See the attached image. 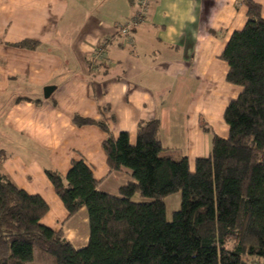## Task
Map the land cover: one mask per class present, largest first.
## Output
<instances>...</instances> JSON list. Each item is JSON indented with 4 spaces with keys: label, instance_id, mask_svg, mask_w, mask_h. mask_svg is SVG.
<instances>
[{
    "label": "crops",
    "instance_id": "0c3cea01",
    "mask_svg": "<svg viewBox=\"0 0 264 264\" xmlns=\"http://www.w3.org/2000/svg\"><path fill=\"white\" fill-rule=\"evenodd\" d=\"M254 1L264 18V0ZM138 7V0H0V172L46 202L41 223L61 229L75 248L88 241L87 211L68 216L44 170L64 176L83 159L97 189L112 195L135 180L128 168H109L106 133L75 125L73 115L105 117L131 144L137 124L157 118L165 153L187 157L193 169L210 154L213 134L227 137L223 112L241 91L226 80L220 53L246 20L242 0H149L130 42L118 26ZM25 39L37 47L15 45ZM99 48L102 64L93 61ZM46 86L53 90L44 97Z\"/></svg>",
    "mask_w": 264,
    "mask_h": 264
},
{
    "label": "trees",
    "instance_id": "16d2710c",
    "mask_svg": "<svg viewBox=\"0 0 264 264\" xmlns=\"http://www.w3.org/2000/svg\"><path fill=\"white\" fill-rule=\"evenodd\" d=\"M242 2L246 20L220 53L226 80L241 87L223 112L227 137L213 134L210 154L190 169L187 157L165 153L157 118L140 121L131 144L126 131H109L105 117L73 115L75 125L106 133L109 168L130 169L135 182L117 195L101 192L83 159L64 176L44 170L68 216L87 211L88 241L75 248L61 229L41 223L46 202L0 172V264H264V18L259 3ZM175 193L180 201L168 219L166 198Z\"/></svg>",
    "mask_w": 264,
    "mask_h": 264
},
{
    "label": "built area",
    "instance_id": "2783aa9c",
    "mask_svg": "<svg viewBox=\"0 0 264 264\" xmlns=\"http://www.w3.org/2000/svg\"><path fill=\"white\" fill-rule=\"evenodd\" d=\"M148 1L149 0H138L139 7H138L137 13L134 16L130 17L127 21H125L124 23L118 26V31L126 35L129 38L130 42H132L131 31L134 28V26L142 19V16L144 14ZM103 60H105V53L103 49L99 48L95 52L93 61L95 63L96 62L99 63L100 61H103Z\"/></svg>",
    "mask_w": 264,
    "mask_h": 264
},
{
    "label": "rangeland",
    "instance_id": "374dc122",
    "mask_svg": "<svg viewBox=\"0 0 264 264\" xmlns=\"http://www.w3.org/2000/svg\"><path fill=\"white\" fill-rule=\"evenodd\" d=\"M179 201H180V193L172 194L166 198V208H167L166 215L168 219L171 218V212L178 207ZM250 262H254V260L252 259Z\"/></svg>",
    "mask_w": 264,
    "mask_h": 264
},
{
    "label": "water",
    "instance_id": "95a60500",
    "mask_svg": "<svg viewBox=\"0 0 264 264\" xmlns=\"http://www.w3.org/2000/svg\"><path fill=\"white\" fill-rule=\"evenodd\" d=\"M52 90H53V87L52 86H46V87H44V89H43V91H44V97H47Z\"/></svg>",
    "mask_w": 264,
    "mask_h": 264
}]
</instances>
